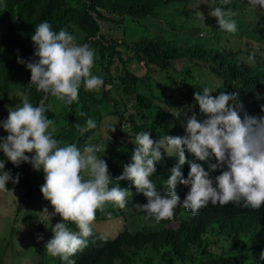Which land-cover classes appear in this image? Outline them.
<instances>
[{
    "label": "trees",
    "instance_id": "obj_1",
    "mask_svg": "<svg viewBox=\"0 0 264 264\" xmlns=\"http://www.w3.org/2000/svg\"><path fill=\"white\" fill-rule=\"evenodd\" d=\"M197 1L0 0V121L7 118L9 107L22 106L25 94L33 106L43 101L49 109V117L51 104L57 103L55 138L63 145L76 144L83 150L91 135L96 134L91 141L92 145L105 149L97 155L108 163L113 178L109 187L120 186L133 193L128 196L125 208L108 205L105 212L97 211L96 220L122 216L117 225L123 223V227L111 239L93 229L87 247L69 258L75 264H264L261 258L264 254V206L252 210L209 203L197 215L178 206L174 217L179 221L177 227L166 226L171 220L145 224L135 216L136 206L131 203L144 204L146 198L136 194L130 181L116 180L122 174L123 166L131 163L137 133L151 131L153 139L157 140L164 135H184L182 117L175 114L193 106L194 92L203 87L213 89L214 95L221 91L238 92V100L244 109L255 106L260 110L264 106V96H261L264 95V16L247 24L240 15L245 8L242 2L231 0L229 5H222L220 0H210L207 9L230 7L237 12L233 18L237 22V32L231 34L222 31L215 18L203 15L202 19L200 0ZM175 2L183 4L180 14L185 17L179 25L183 27L182 23L186 21L191 27H198L193 28L192 33L187 31L186 43L182 34L179 39L162 35L127 36V18L135 21L155 17L161 5ZM44 21L54 32L64 29L75 37L77 44H88L94 50L92 74L101 77L106 87L99 91H85L81 87L78 102L71 105L52 96L45 98L35 87H27L31 73L17 60L37 59L31 36L35 27ZM100 22H103L102 28ZM167 22L174 30L173 21L168 19ZM203 31L205 33H201ZM232 38L244 42L248 51H234L225 46V41ZM254 42L259 43L258 50L252 46ZM250 56L253 57L251 61ZM176 60H183L179 70L175 66ZM192 110L198 112V106ZM188 114L191 115V111ZM89 118L97 127L81 134L79 128L84 127ZM111 126H114V132ZM6 135L1 128L0 136ZM0 160L5 161L4 170H10L13 177L19 173L20 181L14 184L16 188L21 191L28 187L21 191L22 201L27 205L40 204L42 212L50 202L32 195L41 193L44 179L40 181L38 176L29 175L30 164L13 166L3 152H0ZM177 162V158L165 155L157 163L156 173L150 179L158 192H167L166 181ZM181 171L186 178L188 165L182 166ZM32 180L38 181L36 188ZM176 191L183 200L188 188L178 185ZM31 214L25 211L27 223L22 222L21 226L35 224L40 231L45 227L51 231L40 213L34 219ZM144 214L138 208V215ZM54 219L55 223L60 221L59 216ZM69 227L77 230L74 224ZM38 244L41 245V259L36 264H49L45 258V243L38 240Z\"/></svg>",
    "mask_w": 264,
    "mask_h": 264
},
{
    "label": "clouds",
    "instance_id": "obj_2",
    "mask_svg": "<svg viewBox=\"0 0 264 264\" xmlns=\"http://www.w3.org/2000/svg\"><path fill=\"white\" fill-rule=\"evenodd\" d=\"M238 1L245 5L240 14L244 23H255L264 16V0ZM220 2L229 5L231 0ZM209 16L215 18L222 31L237 32L233 19L237 12L230 7H215ZM201 18L204 19L202 13ZM31 41L37 59L17 60L31 73L27 87H35L45 98L52 96L66 105L78 102L81 87L85 91L106 87L101 77L92 74L94 50L88 44H77L64 29L54 32L47 21L41 22ZM238 96V92L227 91L214 95L213 89L203 87L194 92L193 106L175 114L182 117L183 136L164 135L157 140L151 131L136 134L131 163L123 166L116 180L130 181L136 194L146 198V203L137 207L148 217L157 223L173 221L178 206L197 215L209 203L252 210L264 206V106L260 110L255 106L244 109ZM196 106L198 112L192 110ZM48 111L43 101L33 106L27 94L22 97V106L9 107L7 118L0 121L7 133L0 136V152L15 167L26 163L37 172L42 169L44 183L40 191L53 209L48 212L45 208L43 213L50 221L60 217L44 247L49 256L69 261L87 247L97 211L105 212L108 205L123 209L133 193L120 186L109 187L113 178L108 163L97 155L105 150L103 146L86 144L81 150L76 144L62 145L54 136L57 127L48 118ZM96 127L89 118L79 131L83 134ZM165 155L178 162L170 169L167 192L162 194L150 177ZM185 164L189 168L186 178L181 171ZM4 169L5 161L0 160V190H7L9 182L18 184L20 178L19 173L13 177L10 170ZM178 185L188 188L183 200L177 194ZM70 224L77 230H72Z\"/></svg>",
    "mask_w": 264,
    "mask_h": 264
},
{
    "label": "rangeland",
    "instance_id": "obj_3",
    "mask_svg": "<svg viewBox=\"0 0 264 264\" xmlns=\"http://www.w3.org/2000/svg\"><path fill=\"white\" fill-rule=\"evenodd\" d=\"M197 2L199 1L194 0V3ZM208 2H210V0H200L199 3V9L203 11L202 14L206 17L209 16V12L210 10H212V9H207L206 4ZM204 3L205 5H203ZM189 7H194V5H189ZM159 10L160 11L156 13L155 17H146L135 21H130V19L127 18L125 22L127 36L132 38H136V37L139 38L144 35L147 36L162 35L165 37L179 39L180 38L179 35L182 34V39L185 42L187 31L192 33L193 28L198 29V27L195 25H192L191 27L189 22L186 21L185 24L182 23V25H184L183 27H181V24L179 25V23L185 17L183 14H180L181 11L183 10L182 3L175 2V3L161 5L159 7ZM168 19L173 21V26H175L174 30L180 28L179 30H175L176 33L168 25L167 22ZM201 33H205V31ZM245 45L246 44L244 42L236 41L234 38H232L229 41H225V46H229V48L233 49L234 51L238 49L245 51L246 49L247 52L248 48ZM252 46L255 48V50H258L259 43L254 42L252 43ZM176 62H177L175 64L176 68L178 70L181 69L183 65V60H176ZM58 107L59 106L57 103H53L50 106L51 113L49 114L52 118L49 116L48 118L53 119L54 122L57 119L54 116V114H56V112L58 111ZM112 127L114 126H111V128ZM1 128L2 127H0V129ZM96 137H97L96 134L91 135V137L88 140V143L94 144L93 141H91V139ZM61 144L63 145L62 141ZM27 172H29L30 173L29 175H32L33 177L35 175L38 176L40 178L39 179L40 181L44 179V173L42 169L39 172H37L33 170L32 166H30L28 167ZM33 182L36 183L38 181H33ZM36 186L37 183L33 187L36 188ZM26 188L28 187L21 189V191L22 190L25 191ZM21 191L19 188H16L12 182H9L7 184V190H0V264H36V262L41 259V252H40L41 245L38 244V240H40V242L46 243L47 240L51 238L52 235L51 231L45 230L47 229L46 227L43 231H40L35 224L32 226L31 224H28V226H21L22 222L27 223L26 216L24 215L26 210L32 213L30 216L33 219L35 218V215L37 213H40L41 219L43 221L45 219L46 221L45 226L49 227V229H51L52 226L55 224L54 218H52V220L50 221L46 216V214L43 213V210L45 208L48 209V212L53 211L50 203H47L43 207L42 212H40L39 210L40 204L32 203L33 205L32 204L27 205L25 202L22 201ZM32 196L37 198L43 197L42 193H37ZM131 204L136 206L134 208V211L136 213L135 216H137L140 219L139 220L140 222L145 224L154 223L155 219L148 217L146 213L144 214V216L138 215L137 203L133 202ZM128 208L131 209V207ZM121 218L122 216L119 217L110 216L103 220H96L95 223L93 224V229H95L98 233H100L101 236H105L110 239L114 238L123 227V223L121 225H117V223L121 221ZM166 226L175 228L178 226V221L173 220L169 222ZM44 250L46 251V248ZM45 258L49 264H66L68 262L61 260L58 257H51L48 254H46Z\"/></svg>",
    "mask_w": 264,
    "mask_h": 264
},
{
    "label": "water",
    "instance_id": "obj_4",
    "mask_svg": "<svg viewBox=\"0 0 264 264\" xmlns=\"http://www.w3.org/2000/svg\"><path fill=\"white\" fill-rule=\"evenodd\" d=\"M100 26H101V28L103 27V22H100Z\"/></svg>",
    "mask_w": 264,
    "mask_h": 264
}]
</instances>
